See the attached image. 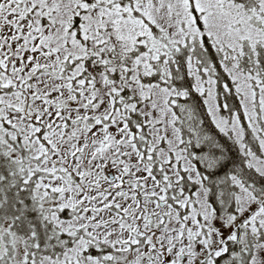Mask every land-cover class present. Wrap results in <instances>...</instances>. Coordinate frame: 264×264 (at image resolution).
<instances>
[{
    "label": "snow or ice",
    "instance_id": "snow-or-ice-1",
    "mask_svg": "<svg viewBox=\"0 0 264 264\" xmlns=\"http://www.w3.org/2000/svg\"><path fill=\"white\" fill-rule=\"evenodd\" d=\"M0 264H264V0H0Z\"/></svg>",
    "mask_w": 264,
    "mask_h": 264
}]
</instances>
